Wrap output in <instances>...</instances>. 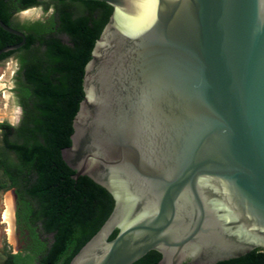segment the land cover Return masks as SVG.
<instances>
[{"label": "water", "instance_id": "1", "mask_svg": "<svg viewBox=\"0 0 264 264\" xmlns=\"http://www.w3.org/2000/svg\"><path fill=\"white\" fill-rule=\"evenodd\" d=\"M99 1L112 12L61 157L113 207L68 264L264 250V0ZM0 27L21 38L0 55L25 43Z\"/></svg>", "mask_w": 264, "mask_h": 264}, {"label": "trees", "instance_id": "2", "mask_svg": "<svg viewBox=\"0 0 264 264\" xmlns=\"http://www.w3.org/2000/svg\"><path fill=\"white\" fill-rule=\"evenodd\" d=\"M39 1L0 0V19L26 37L21 47L0 55L19 51L23 78L19 124L13 128L0 122L3 148L13 155L10 163L0 159V190L14 188L32 239L27 249L7 253L4 264H68L113 207L105 188L86 175L74 178V170L61 157V149L71 143L72 119L83 97L84 66L112 7L99 0H55L54 15L47 23L14 21V12ZM55 33L66 34L69 43ZM20 40L0 27V48ZM38 221L44 232L52 234L51 241L39 237L33 225ZM159 256L152 250L132 264H155ZM213 264H264V250Z\"/></svg>", "mask_w": 264, "mask_h": 264}, {"label": "rangeland", "instance_id": "3", "mask_svg": "<svg viewBox=\"0 0 264 264\" xmlns=\"http://www.w3.org/2000/svg\"><path fill=\"white\" fill-rule=\"evenodd\" d=\"M55 0H46L39 5L17 12L13 15L16 23L41 21L47 23L55 12ZM64 43H69V37L64 33H55ZM20 52H14L0 61V122H8L13 128L16 127L22 117L20 106L21 81L19 72ZM10 140L15 136L11 135ZM0 159L6 163L13 161V155L3 148L2 131L0 130ZM2 165L0 164V177H3ZM13 199L12 220L8 223L4 220V212L8 209V200ZM17 204L13 187L0 190V264H4L6 254L27 249L32 239L30 231L21 219V207ZM19 210V211H18ZM16 211H18L16 213ZM20 212V214H19ZM17 214V217H16ZM19 214V216H18ZM39 237L51 241L52 234L44 232L40 226L37 228Z\"/></svg>", "mask_w": 264, "mask_h": 264}, {"label": "flooded vegetation", "instance_id": "4", "mask_svg": "<svg viewBox=\"0 0 264 264\" xmlns=\"http://www.w3.org/2000/svg\"><path fill=\"white\" fill-rule=\"evenodd\" d=\"M44 1H46V0H40L37 4H35V5H33V6H36V5H39V4H41L42 2H44ZM30 7H32V6H30ZM30 7H27V8H25V9H28V8H30ZM25 9H23V10H25ZM20 11H22V10H19V11H17V12H20ZM17 12H14V14L15 13H17ZM13 14V15H14ZM53 17V16H52ZM37 20V19H36ZM36 20H34V22L36 21ZM50 19H48V21H49ZM11 55V54H10ZM8 57V56H7ZM4 58H6V57H4ZM4 58H0V61L2 60V59H4ZM21 106V105H20ZM21 108H22V106H21ZM15 195H16V193H15ZM16 200H17V204L20 206V202H19V200H18V198H17V195H16ZM17 208H19L20 209V207H17ZM19 211V210H18ZM18 211H16V213L18 212ZM19 214H20V212H19ZM19 214H18V216H19ZM16 217H17V214H16ZM22 219V218H21ZM33 225H36L37 227H36V230H37V228H38V226H40L41 227V229L43 230V227H42V225H41V223L38 221V222H36V223H33ZM38 231V230H37ZM44 231V230H43ZM160 255V254H159ZM159 259H160V256H159ZM158 259V260H159ZM158 262V261H157ZM156 262V263H157ZM155 263V264H156Z\"/></svg>", "mask_w": 264, "mask_h": 264}, {"label": "bare ground", "instance_id": "5", "mask_svg": "<svg viewBox=\"0 0 264 264\" xmlns=\"http://www.w3.org/2000/svg\"><path fill=\"white\" fill-rule=\"evenodd\" d=\"M8 209L4 212V220H6L8 223H10V221L12 220V210H13V199L11 198L10 200H8Z\"/></svg>", "mask_w": 264, "mask_h": 264}]
</instances>
